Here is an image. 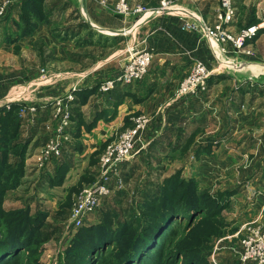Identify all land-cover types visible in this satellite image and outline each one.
<instances>
[{
  "label": "crops",
  "instance_id": "0c3cea01",
  "mask_svg": "<svg viewBox=\"0 0 264 264\" xmlns=\"http://www.w3.org/2000/svg\"><path fill=\"white\" fill-rule=\"evenodd\" d=\"M118 1L54 0L50 5V0H45L41 8L48 17L47 21L40 23L30 36L0 46V53L7 48L12 52V47H17L16 54L12 53L10 60L1 59L0 54V108L8 102L14 104L3 108L19 107L21 139L30 142L26 162H38L43 147L55 133L58 121L49 102L70 94L73 79L78 76L83 78V83L72 106V122L64 138L62 157L59 162L56 161L57 165L54 166L53 162L48 167L51 168L47 173L50 190L62 189L69 193L97 178L100 158L106 146L116 141L122 131L132 127L137 116L145 114L152 118L144 135L146 141L151 139L146 156L151 153L157 157L165 152L163 143L167 140L170 150L174 148L180 156L184 153L188 156L193 147L199 146L197 149L201 150V154L196 160L198 163L200 160L206 161V170L200 169L201 175H197L196 179L200 183L206 179L205 186L209 187L220 177L228 179V175L251 183L259 191L257 205L248 204L245 208L250 214L254 212L256 217L264 220V86L253 85V82L247 81L248 78L228 71L223 73L226 76L223 80L209 85L204 93L177 100L176 91L196 62L204 63L213 71V80L222 75L223 69L217 67L220 60L214 49L201 32L183 30V21L175 15L140 21L137 15L116 13ZM159 3L160 0H130L132 6L144 4L156 7ZM196 5L206 20L210 23L215 21L219 0H196ZM236 8V24L229 30L239 34L250 27H257L258 35L248 40L243 49L224 44L222 53L227 64L238 72H244L245 65L256 67L259 65L253 64L254 61L264 62V0H236ZM57 10H62V23L52 20ZM124 30H131L132 34L128 36H136V44L140 48H148L153 54L151 69L142 81L117 85L114 90L102 92L99 89L101 82L115 78L122 72L125 49H121V44L126 45L130 38L116 34ZM120 40L122 42L117 44ZM24 48L35 53L37 60L32 55L31 62L40 63L38 70L46 69L51 76L60 77L59 81L34 86L33 80L39 79L40 72L35 71L32 63L29 69H26L28 66L24 67V54L20 53ZM236 61L239 62L234 64ZM87 64L90 66L86 67ZM27 76L30 78L25 81ZM9 77H14L15 81L9 82ZM227 81H233L234 85H226ZM22 89L25 91L21 92ZM17 95H20L19 98ZM18 99L22 103H16ZM24 105L37 108V115L32 117V121L29 114L21 113ZM193 125L195 127L187 131V126ZM181 133L184 136L178 139ZM218 134L223 135L224 145L228 143L225 145L228 150L223 149L224 156L228 158L224 162L217 161L219 151L204 150L201 143L196 145L199 139H208L210 135L209 139H212L213 135ZM204 147L213 146L208 144ZM170 150L164 154V161ZM140 155L122 167L121 178L125 186H131V183L126 182L122 175L135 166L134 162L144 158ZM75 175L78 176L77 182L73 180ZM202 176L205 177L203 180ZM240 184L234 185L239 192L231 201L233 206L235 197L241 193ZM108 199H105L103 206ZM243 224H231L236 227L233 236L237 235ZM235 247L232 249L230 243H225L222 250L228 255L226 258L238 252L235 261L238 262L239 244Z\"/></svg>",
  "mask_w": 264,
  "mask_h": 264
},
{
  "label": "rangeland",
  "instance_id": "374dc122",
  "mask_svg": "<svg viewBox=\"0 0 264 264\" xmlns=\"http://www.w3.org/2000/svg\"><path fill=\"white\" fill-rule=\"evenodd\" d=\"M26 1H30V0H0V8H2L3 6L5 7L3 13L0 11V46L5 42L7 44L10 43L13 44L24 37L30 36L38 28V25L40 23L47 21L48 19L47 15H42V17L40 18V17H35L34 14L32 13L31 18L29 15H27V18L26 16H24V18H26V22L24 20L22 22V18H23V16H21L22 9ZM53 3L54 0L52 1L50 0L49 4L52 5ZM62 17H63L62 10H57L56 14L53 15L52 20L58 23H62ZM235 22L232 24V26L236 24ZM27 23L29 25L31 23L30 27L33 28L35 26V28L33 30L31 28L32 32L26 34L25 36H22V30L19 27V25L22 28L23 27L26 28ZM30 27L28 26L27 28L29 29ZM120 33H117L116 35H119ZM257 35H258V29L256 32V36ZM135 37L136 36L131 35V36H127L126 38H130L129 40L130 42H132L135 40ZM120 42L122 41L121 40L118 41L117 44ZM121 45L122 48L121 47L120 48L124 50L126 45L124 43ZM12 49H13L12 52L9 50V48L1 51L0 53L2 56L1 59L10 60L11 59L10 57L13 56L12 53L15 52V49H17V47H12ZM39 50H41V46H39ZM20 53L24 54L23 55L24 58L22 59H24L23 61L24 67L28 66L26 69H29L30 67L29 64L32 63L31 62L32 55L34 59L37 60L35 53L29 51L28 49L24 48V50ZM126 57L127 55L125 54L124 56H122V58L125 59ZM217 59L220 60L217 62V67L223 69L221 70L222 75H219L218 79L215 80H213L212 77H210L208 87L211 84L223 80V78L226 77L225 75H223V73H227L228 71H230L231 73H236L238 76L241 75V77L248 78L249 80L247 81H249L250 83L253 82V85L258 84L264 86V81L261 78L255 79V77H253V76H257L255 73L256 70L255 71L248 70L244 72L236 71L234 68H232L229 64L226 63L227 60L226 58H224L222 52L219 53ZM238 62L239 61H236L234 62V64H237ZM43 63L45 62H42V64ZM32 64L36 67V68L34 67L35 71L40 72L39 79L36 78L33 80L35 83L34 86L35 85L37 86V84L41 86H45L47 84H51L59 81L60 77L51 76L50 73H47L46 69L42 70V68L40 67L41 69L38 70L37 67L40 64L39 62L37 63L33 62ZM123 64H125V62ZM253 64L259 65L257 66V68L260 69V71L258 70L260 72V75L262 74L261 72L264 73V62L262 63L259 61H254ZM88 66L90 65L87 64L86 67ZM27 77H25L26 79L24 78L25 81L29 80L30 78V76ZM75 77L77 78L73 79L74 82H72L71 89L69 91L70 94L67 93L66 96L57 98L53 102H49V105L52 104L50 105L51 110L55 108L54 106L58 102L63 104L66 107L67 111H70L71 114L70 122H72V106L76 101V93L80 90V86L83 83L82 82L83 78H80L78 76ZM115 78L101 82L99 89L101 90V85ZM8 80L9 82L15 81L14 77L12 78L9 77ZM225 84L233 86L234 82L227 81L225 82ZM20 91L22 92L25 90L22 89ZM27 91L28 90H26V92ZM19 96L17 95L16 97L19 98ZM191 96H195V95H191ZM48 101L51 100L48 99ZM23 102H25V100H23ZM16 103H22V102L20 101V99H18V102ZM13 104H14L13 102H8L3 107H7ZM30 107H34V106L30 105L23 107L21 109V113H23L22 112L23 110L26 111ZM36 113L35 115H37ZM53 115L55 118L54 111H53ZM29 119L31 121L33 120L31 115ZM35 119L36 116L34 120ZM55 119L58 121V118ZM194 127H195L194 125L191 127L187 126L188 128L187 131H191L190 128H194ZM68 129L66 130V133ZM183 136L184 135L181 133L178 139H181ZM209 137H211V135L208 136V139L207 138L199 139V142L196 145H199L201 143L202 145L207 146L208 144H210L213 147L209 148L203 146L204 150H213L215 152L219 151L217 161L218 162L226 161L228 158L226 159V157L224 156L225 153L224 151L228 150V148L226 147L228 143L227 144L225 143L226 146L224 145L223 135L221 134L213 135L212 139H209ZM146 143H147L146 148L136 154V156H138L142 152L146 151L144 155H140L144 158L143 159L141 158L139 162L137 161L134 162L135 166L133 168H130V170H128L130 173L128 171H125L122 175L126 180V182L131 183V186L124 185L125 188L119 190L122 192L109 198L105 202L104 206L102 205L103 207L100 211H98V214L91 217V220L87 221L85 225L90 224L89 226H91V225L101 224L104 218V213L110 215L111 219L113 220L114 230L119 228L121 221H130L132 218L142 220L143 217L142 215L144 212L142 205L146 201L145 199L148 195L156 194V193L158 194L157 191L159 189L161 191V189L165 186V183L167 184V182L168 184H170V181H174L176 183L179 182L182 183V181L185 180L186 182H188V184L189 183L194 184L193 186L197 190V191L195 190L197 192L196 193L197 195L204 194V196L201 195L203 199L200 198V196L199 198H197L200 203L203 200V204L202 203L200 204L201 206L200 208L204 209V206H206L205 200H207V201H211L210 203H212L213 205L210 206L209 212H212L213 210L216 211L217 206L214 205L213 203L214 201L211 200V198L220 199L223 206L224 204H226L224 207L221 206L223 210L220 213V216H218L219 219L224 220V227L222 228V234L218 236H214L209 240L206 239L205 233L202 235V233L205 231L207 227V224L205 225L202 223L203 219L205 220L207 217L204 213L199 214V212H197L196 214L190 216L187 215L186 216L180 215L178 217L176 216L170 220V222L165 227L164 232L162 233L160 232L161 236L159 237V239H157L155 242H154V238L150 240L152 241L151 244L152 247L148 252L149 254H147L145 258H139L140 264H238L239 261L235 262L238 256V252H233V255L230 256V258H226L228 257V255L224 254L225 252L222 250V246L225 243H230L233 249L236 248L235 246H237V243L239 244V239H237L236 236H233L236 227L231 224H234L235 222L236 225H242L244 223L243 226L244 225L264 226L263 218L260 220L258 217L255 216L254 212L250 214L245 208L248 206V204L250 206H252V204L257 205L256 200L259 196V191L254 186H252L251 183L249 184L244 180L240 181L237 178V176H233V175H231L230 177L228 175V179H223V177H220L219 179L214 181L212 183V186L210 187L209 185L205 186L207 184V180L204 179L205 178L204 176H202V178L201 177L200 178L202 180L204 179L203 180L204 182L200 183L196 179L197 178L196 176L201 175L200 173L201 170L202 171L206 170L205 168L206 161L200 160L198 163L197 162L198 160H196L197 158L198 159L200 158L198 154L199 155L201 154L200 152L201 150L197 149L199 146L193 147L189 151V154H187L188 156H186L185 153L183 155L181 154L182 156H180V153L177 154L178 151L175 150L174 148L170 150V147L168 145L169 140H167L163 143L165 146L164 147L165 152L163 151L161 155L156 157V156H152L151 153H149L150 156L149 155L146 156L147 150L151 144V139L150 141L147 140ZM168 149L170 150V153L167 156L168 158L165 159L164 161L163 157H165L164 154H167L166 151H168ZM41 155H42V151H41ZM61 157L62 154L60 155L59 158H56L51 161L44 160L42 162L40 156L38 162H32V163L29 161L26 162L25 160L24 174L23 177L21 178L20 185L16 189H14V191L10 190L6 193V196L4 197V200L0 207V210H2L3 215L8 214L7 212L13 210L16 211L18 209L28 208L30 210L31 218L38 217L39 213H47V216L45 215V217L43 218V220L45 221L43 223L42 229H40L39 231L37 230L31 231L30 233H27L24 236L20 235V237L24 239L22 240L23 241L22 245L24 246L19 251L14 250L12 255L7 257L5 262H3V264H74V261L72 259L73 257L72 253L69 254V251L70 248L73 246L75 237H77V234L80 229L76 230L71 226V221H70L71 211L79 196L86 189L91 188L96 182L99 181L100 179L99 175L101 173L100 163L98 168L99 175L97 176V178H95L93 181L90 180L89 183H85L81 189L76 190L77 192L70 190L68 193L62 189L61 190L55 189V191H53L52 189L50 190L49 185L47 184L48 183L47 173H49L51 170V168L48 167L53 162L55 163L53 164L54 166L57 165L56 161L59 162ZM232 162L234 161L232 160ZM214 167L216 168V166ZM87 173L89 174V172ZM177 174H180L179 180L174 178L176 177ZM77 177L78 176L75 175L73 179L76 182H77ZM239 182L241 184L238 185V187H241L242 189H241V193L237 197H235L236 199L235 206H233L231 204V201L234 198V196L239 192V190H237V187L235 188L234 185L238 184ZM234 188L236 190H233ZM61 191H63V195L61 194L62 193ZM177 191L178 193H181L182 189ZM174 192L175 191H173V194H177L176 192L175 193ZM74 193H76L75 196H73ZM205 195L209 199L206 198ZM263 209H264V205H263ZM212 215H214V213H212ZM31 223L33 224V221ZM137 228L138 230L140 229V227ZM6 230L7 229L5 228V226L0 227V242L2 244L8 240L13 241V239H8L11 236ZM132 230H130V233ZM131 238L132 236H128L124 239H121V235H120L118 242H114V244H111L110 246H105L103 248V251H101L97 256H95L92 262L88 261L81 264H116V262L118 261V257L121 256L120 245L124 241H128ZM190 249L192 252L190 251ZM73 252L76 254L78 251L76 252V250L73 249ZM196 253H200V254H196ZM4 255L5 254H3V258L5 259ZM223 259L226 260L227 262H224Z\"/></svg>",
  "mask_w": 264,
  "mask_h": 264
},
{
  "label": "built area",
  "instance_id": "2783aa9c",
  "mask_svg": "<svg viewBox=\"0 0 264 264\" xmlns=\"http://www.w3.org/2000/svg\"><path fill=\"white\" fill-rule=\"evenodd\" d=\"M219 2L220 7L214 23H210L202 16L197 8L196 0H160L156 7L141 4L132 6L130 0H119L115 11L123 16L137 15L140 21L173 14L183 21V30L201 32L218 58L224 44L229 43L235 49H243L246 42L252 40L257 32V27H250L239 34L231 32L229 27L235 22L237 14L236 0H219ZM4 8V6L0 8L2 13ZM120 34L128 36L132 34V31L124 30ZM123 53L127 57L122 72L115 79L101 85L102 92H109L117 85H130L142 81L148 75L154 58L148 48H140L136 41L129 40ZM212 74L213 71L204 63L196 62L181 81L176 91V99L207 91ZM54 107L58 125L54 135L42 149V162L60 157L66 130L71 125L70 111H67L60 102ZM36 110V107H30L22 112L33 117ZM151 123V117L144 114L137 116L134 119V126L123 131L116 141L106 147L100 158L99 181L79 196L71 211L70 221L74 229L78 230L85 226L86 221L100 210L105 199L125 188V182L121 178L122 167L146 148L144 135ZM236 236L239 239L240 249L238 264H264V226L244 225Z\"/></svg>",
  "mask_w": 264,
  "mask_h": 264
},
{
  "label": "trees",
  "instance_id": "16d2710c",
  "mask_svg": "<svg viewBox=\"0 0 264 264\" xmlns=\"http://www.w3.org/2000/svg\"><path fill=\"white\" fill-rule=\"evenodd\" d=\"M44 2L45 0L26 1L22 9V22L23 20L26 22L27 15L31 18L32 13L35 17L41 18L42 15H44L41 8ZM24 16H26V18H24ZM26 25V28H22L19 25L22 30V36L32 32L35 28V26L33 28L30 27L31 23L30 25L28 23ZM28 26L30 27L29 29L27 28ZM0 113L1 207L6 193L16 189L20 185L21 178L24 174L25 160L30 142L21 139L19 107L13 106L10 109L3 108L0 109ZM179 176L180 174H177L174 178L179 180ZM59 182H62V180H59ZM193 185V183L188 184L185 180H183L182 183H176L174 181H170V184H168V182L167 184L165 183L161 191L160 189L157 191L158 194H150L146 197V201L142 205L144 211L142 220L132 218L130 221H121L119 228L116 230L113 229V220L110 215L106 213H104L101 224L91 226L85 225L79 230L73 246L69 251V254L72 253L74 264H81L88 261L92 262L95 256L103 251L105 246H110L114 244V242H118L120 235L121 239L128 236H132V238L128 241H124L120 245L121 256L118 257L116 264H140L139 258H145L152 247V241L150 240L154 238L155 242L159 239L161 236L160 232H164L170 220L180 215L190 216L197 212H199V214L204 213L207 217L205 220L203 219L202 223L205 225L207 224V227L202 235L205 233V237L208 240L214 236L221 235L222 228L224 227V220L219 219L218 216H220L223 210L222 207L226 204L223 206L220 199L211 198V200L214 201V205L217 206L216 211L213 210L209 212L212 203L207 200H205L206 206H204V209L200 208V204H203V197H201L202 194H196L197 190ZM180 189H182V192L178 193L177 190ZM173 191L177 194H173ZM199 196L202 198L201 203L197 199ZM202 196H204V194ZM206 198L208 197L206 196ZM7 213L8 214H4V216L2 210H0V227L5 226L7 229L6 231L11 236H9L10 238L8 239H13V241L8 240L3 244L0 242V264H3L6 258L12 255L14 250L19 251L24 246L22 245V240L24 239H22L20 235L24 236L31 231H39L42 229L45 221L43 218L45 215L47 216V213H39L38 217L31 218L28 208L18 209L16 211L13 210ZM212 213H214V215H212ZM32 221L33 224L31 223ZM137 227H140V229L138 230ZM130 230H132L131 233ZM73 249L78 252L75 254ZM3 254H5V259L3 258Z\"/></svg>",
  "mask_w": 264,
  "mask_h": 264
},
{
  "label": "bare ground",
  "instance_id": "6f19581e",
  "mask_svg": "<svg viewBox=\"0 0 264 264\" xmlns=\"http://www.w3.org/2000/svg\"><path fill=\"white\" fill-rule=\"evenodd\" d=\"M245 71H248V70H259L260 71V69H258L257 68V66L255 67V66H253V65H245V67L243 68ZM239 71V70H238ZM255 73H256V75L257 76H253V77H255V79H262L263 81H264V73L263 72H261L262 74L261 75H259L260 74V72H259V74L257 73V71H255Z\"/></svg>",
  "mask_w": 264,
  "mask_h": 264
}]
</instances>
